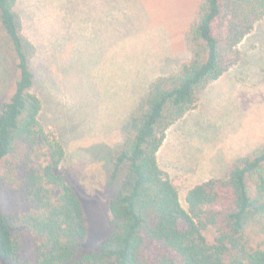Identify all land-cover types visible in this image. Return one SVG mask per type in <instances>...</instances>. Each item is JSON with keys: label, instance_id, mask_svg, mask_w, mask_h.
I'll list each match as a JSON object with an SVG mask.
<instances>
[{"label": "trees", "instance_id": "obj_1", "mask_svg": "<svg viewBox=\"0 0 264 264\" xmlns=\"http://www.w3.org/2000/svg\"><path fill=\"white\" fill-rule=\"evenodd\" d=\"M17 6L0 0V50L10 61L0 88V264H264V146L190 189L187 209L158 159L169 129L242 61L264 0H199L185 34L190 58L149 84L123 142L107 151L111 224L93 252L84 250L83 205L63 172L67 150L40 120L37 47Z\"/></svg>", "mask_w": 264, "mask_h": 264}, {"label": "rangeland", "instance_id": "obj_2", "mask_svg": "<svg viewBox=\"0 0 264 264\" xmlns=\"http://www.w3.org/2000/svg\"><path fill=\"white\" fill-rule=\"evenodd\" d=\"M198 6L199 0H18L23 33L37 47L40 120L67 150L63 172L83 205L86 252L109 234L107 151L123 142V127L154 78L176 75L190 58L185 34ZM240 50L242 61L169 129L159 151L185 209L190 189L224 178L234 160L264 146V20ZM8 62L0 50V88ZM155 64L156 73L149 70ZM134 69L147 80L133 78Z\"/></svg>", "mask_w": 264, "mask_h": 264}, {"label": "crops", "instance_id": "obj_3", "mask_svg": "<svg viewBox=\"0 0 264 264\" xmlns=\"http://www.w3.org/2000/svg\"><path fill=\"white\" fill-rule=\"evenodd\" d=\"M158 69H159V67L155 64V65H154L153 67H151L149 70H150V71H153V72L156 73L157 71H159ZM136 73H137V71H136V69H134V70H133V78H140V79L143 78V80H147V79L144 78V76H137ZM226 74H227V73H226ZM226 74H225V75H226ZM225 75H224V76H225ZM145 77H146V76H145ZM158 77H159V76H158ZM158 77H157V78H158ZM157 78H154V79H157ZM210 87H211V86H210ZM208 89H209V88H208Z\"/></svg>", "mask_w": 264, "mask_h": 264}]
</instances>
